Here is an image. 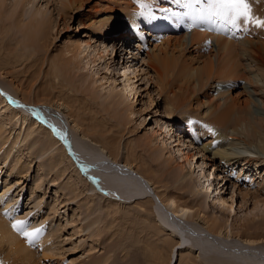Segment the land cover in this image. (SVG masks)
<instances>
[{"label":"rangeland","instance_id":"rangeland-1","mask_svg":"<svg viewBox=\"0 0 264 264\" xmlns=\"http://www.w3.org/2000/svg\"><path fill=\"white\" fill-rule=\"evenodd\" d=\"M22 1L26 3V6L16 7V0H6L4 3L0 0V37L4 34L5 45L7 44L4 47L5 51L0 53V58L5 57L6 54L8 58V53L11 54V52L13 54L24 51L29 53V49H35L40 56L46 57L43 70L50 71V78L57 74L60 78L67 80L66 84L69 85L68 89L71 93L70 95L65 94L64 97L73 109L79 110V118L83 120L81 117L83 113L84 116L85 114H96V118L93 120L96 125L100 123L99 126L106 133L119 137L122 147L127 144L129 148H135L139 159H143L147 164L152 163L154 178L158 175L157 178H160L161 182L156 185H151L147 180H143V182L149 186H147L150 190L149 197L154 198L153 210L156 219L159 223L165 222L168 225L177 223L180 227L175 229L178 233L176 236L170 235L174 231L171 226H164L163 231L160 232L157 228L149 229L140 217V210L136 207V203L143 200L123 202L122 198L117 196L112 189H115V185L111 186V190L114 191L111 194L119 199L114 201L121 203V209L116 207L115 203L110 204L109 199L113 200V198L109 196L107 184L105 183L106 188L99 181L100 175L99 177L96 173H92V170L90 172L85 168L87 157L75 159L72 154L73 160L75 159L74 161L80 164L78 167L77 164L74 167L79 169L82 177L88 180L92 188L87 191H84L83 187L78 189L76 185L79 186V183L76 180H71L68 183L70 186L68 188H76L75 190L69 192L65 188L64 185L67 184L68 178L73 176L74 179L77 175L72 174L74 168L71 167L67 158L64 159L66 172L57 180L56 184L53 179V175L57 172L55 168L52 169L53 172L48 177L41 174L39 170L41 163L49 169L48 159L52 153L57 152L61 144L47 150L43 149L42 140L47 134L43 132L42 135L35 133L33 136H28V133L26 134L23 130L22 125L24 126V124L21 119L13 118L11 113L6 112V114L3 113L0 122L12 134L11 137L19 136L23 140L10 155L7 149L0 151V172L2 171L0 173V197L8 187L12 190L10 189L6 196L14 198L12 206L6 209L1 208L5 217L8 218V222L12 223V227L15 221L25 220L28 221V230L42 229L39 238L32 243L26 241V238L17 231L30 249L31 260L29 259L28 263L165 264L172 256L171 264H240L241 261L248 264L240 256L244 255L253 259L252 263L258 261L264 264V255L259 254L260 252L264 254V238L261 239L262 244H259L261 248L255 250L259 253H253L254 256L251 255L252 253H246L242 245L245 242L251 244V238L246 237L245 234L258 232L262 233L264 237V189H261V185H264V154L259 151L258 146H251L247 150L248 154H244V152L239 154H244L241 157L242 161L237 162L233 167H225L220 164V160L218 162L213 160L210 150L200 152L205 144L214 141L213 144L216 145L219 140H214L215 137L209 133L206 127L204 129L203 123H200L201 118L193 117V121L192 117L188 120L183 119L182 115L188 111L187 108L176 109L178 114L174 111L169 112L161 87L158 86V81L156 82L158 78L155 70L147 62L149 59L147 52L155 44L157 45L156 42L159 44L165 40L164 38L179 36L176 27L167 25L166 28L149 30L146 29L147 26L143 25L145 42L140 44L135 38L136 36L129 34V29L125 26L127 23L125 21L123 23L120 17L116 16L115 12L122 10L121 8L125 5L122 0H87L82 6L76 5L78 7L71 6L67 0H64L63 5L61 0ZM180 2L182 7L180 6L179 9L191 11V7L184 8L187 6V0ZM66 3L68 6H65ZM154 3L156 6L158 5L161 12L167 10L168 13L170 10L176 12L178 10L176 7L179 5V3L173 4L169 0H158V4ZM194 4L202 8L205 7L204 3L202 6L197 2ZM40 9L43 16L38 15V20L32 19L35 10ZM67 11L69 13L64 20ZM172 17H176L174 13ZM178 17L180 18V15L177 13V17L175 20L173 19L174 23L182 26L185 22L181 20L177 24ZM188 18L186 22H188ZM29 22L36 25L43 24L42 31L45 32L42 38L39 40L36 38L33 41L32 45L34 46L31 48L28 47L25 33ZM102 25L103 27H101ZM191 25L193 22H188L180 27L181 35L185 31L190 35ZM137 35L140 36L138 33ZM237 35L241 36L239 33ZM160 38L164 40L161 41ZM239 40H244L243 36L239 37ZM87 42L91 44L90 51L92 53H100L103 56L92 66L86 65L88 59L86 52L78 55V45H85ZM42 43H46L47 48H44ZM106 49L109 51H105ZM195 53L193 50V54ZM9 59L7 61H10L11 64L8 65L7 70L10 72L12 70L20 79H26L22 70L23 65L21 68L19 64L14 63L12 58ZM242 63L245 65L246 76L236 80L234 84H237V88H231L228 92L232 96L239 97L240 100H247L248 97L239 87L245 84L243 80H252L251 88L258 93L256 98L259 99L263 107L264 79L262 72L254 66L246 65V61ZM124 71H127L133 78L135 90L132 93L128 92L131 95L121 91ZM3 79L0 81V86L3 87L2 83L11 84L12 87L16 86L11 83V76L7 75ZM18 83L20 84V81ZM227 83L224 88H228L233 82L228 81ZM257 83L263 89L258 88ZM214 85L218 87V84L214 83L211 89L204 90L201 95L206 101V105L217 98L219 89H216ZM219 85L221 90L222 85ZM112 88L114 90L110 95L108 93ZM3 89L6 88L3 87ZM53 90L55 91V89ZM5 91L9 95L16 96L7 89ZM190 96L193 97V95ZM116 100L123 102L116 104L114 103ZM19 104L21 103L16 98L12 106L24 110V104L22 103V106ZM27 109L39 121L44 120L49 111L56 112L54 116L56 115L67 126L64 127L65 131L60 130L62 134L53 129L55 136L65 137L62 138L61 143L74 148L69 143L67 136L71 137L75 144L76 142L83 143L81 138L84 137L79 130L77 131L73 127V122L68 118L67 109L45 106L43 108L45 113L34 108ZM118 117L125 123L121 130L111 124L117 122ZM103 118L106 123H103ZM261 118H264V115H261ZM48 126L51 127L50 123ZM192 128L194 129L192 130ZM60 136L58 137L60 138ZM87 139L89 138L87 137ZM86 141V145L99 148L92 141ZM8 146L11 147L10 142L6 145V147ZM240 147L241 150H244L241 145ZM87 154L92 158L91 152H87ZM18 156L23 157V162L26 163L28 169L23 167L22 173L19 175L15 172V176H8L6 170L16 162V159H19ZM244 159H251V161L248 162ZM214 163H216V168ZM122 169L111 167L108 173H113L114 177L121 176ZM97 170L95 171L100 174ZM22 176H24L22 180L26 181L23 184H17V179ZM178 178L180 180H177ZM33 189L34 193L32 194ZM156 189L174 196L180 206H187L193 212L188 215L176 214L178 215L176 217L171 212L173 207L169 205L165 208L160 204L154 194ZM96 193L102 194L104 199L98 198ZM53 208L54 210H52ZM204 218L209 222L218 221L221 224L220 228H217L218 234L208 228ZM49 233H55L54 238L48 240ZM252 239L256 240L257 238ZM177 241L178 245H176ZM43 242L44 244H42ZM254 242L257 243V241ZM153 245L158 247L156 255L161 258L151 259V256H154L151 254L145 259L144 251L152 249ZM192 245L197 247L186 248V246ZM138 247H141L142 254L137 252L136 248Z\"/></svg>","mask_w":264,"mask_h":264},{"label":"bare ground","instance_id":"bare-ground-1","mask_svg":"<svg viewBox=\"0 0 264 264\" xmlns=\"http://www.w3.org/2000/svg\"><path fill=\"white\" fill-rule=\"evenodd\" d=\"M1 1L4 3L6 0ZM67 1L68 3H70L71 6H82L87 0ZM169 1L177 5L176 2H179L180 0ZM200 1L201 2H199L198 4L202 6L204 3L205 7L202 8L199 7V5H195L194 3L196 2V0H187V2L189 3L188 7H191V11H183L179 9V7H177L178 10L176 12L172 10L176 17L177 13L180 15V18L178 17V20L176 19L177 24L178 22H181V20L186 22L188 16L190 15L188 18V22H194L193 26L195 32L189 35L185 34V31V33L182 35L181 33H179V36H169V38L167 37V39L164 38L165 40L163 38H160L161 41H164L159 44L155 41L157 38L154 36L156 38L154 41L157 43V45L155 44L153 48L148 50L147 57L149 59L147 60V62L155 70L154 72L156 73V76L158 78L156 82L158 81V86L160 85L161 87V92L164 94L165 102L168 105L169 112H176V109L178 108H187L188 111L184 112V115H182L183 119L188 120L190 117H192L191 120L194 119L193 117L201 118L200 123H203L204 129L206 127L209 133H211V135L215 137L214 140H219L216 145L213 144L214 141H212V143L210 144H205V146L200 149V152L210 150L213 154V160H216V162L220 160V164L223 166L225 165V167H233L237 162L242 161L241 157L244 154H248L247 150H249L251 146H258L260 148L259 151L264 154V118H261V115H264V101H262V107L259 102V99L256 98L258 93L256 92V90H253L251 88L250 84H252L253 81L243 80L245 81V84L239 87V89H242L245 95L248 97L247 100H240L239 97L232 96L230 92H228L231 88H237V84H234L236 80H238L240 77L246 76L245 65L244 63H242L243 61L247 62L246 65H250V67L254 66L259 71H261L262 77L264 79V27H257L251 23L243 24L238 29L233 28L235 33L232 34L231 38H225V35H229L231 33L229 28L232 26L225 23V21L221 17L213 15L214 9L209 5L208 0ZM61 2V4L63 5L64 0H61ZM154 2L157 3L158 0H122V3L125 4L124 7L121 8L122 10H117L115 13L116 16L120 17L123 23L124 21L127 23L126 25H124L127 26L129 30L137 32L143 38L145 35V30L142 27L143 25L147 26L146 29L152 30L155 28H160L162 27V25L175 24L174 20L176 17H172V11L170 10V13H168L165 9L166 12H161V10H159V8L157 7L158 5L156 6ZM250 4L253 17L264 19V0H250ZM66 5L67 3L65 4V6ZM15 6H26V3L22 0H16ZM165 7L167 8L166 4ZM161 9L164 10L163 8ZM65 13L66 16L64 20H66L67 14L69 12L67 11ZM42 14L43 12L41 11V9L35 10V12L32 14L34 15L32 19H37L38 15ZM99 22L101 23V21ZM101 27H103V25ZM26 28L25 33L27 35V42L29 44L28 47L31 48V46H34L32 45L33 41L36 38L38 40L42 38L45 35V32L42 31L43 24L36 25L33 24V22H29V27ZM237 33L242 34L244 40L237 41V39L242 36L237 35V38ZM166 34L168 35V32ZM161 35H159V37ZM2 36L0 37V53L5 49L4 47L7 45H5L6 42L4 39V34H2ZM210 39L213 41L212 44L210 43ZM143 41L145 42L144 39ZM42 46L44 48H47L46 43H42ZM90 46L91 44H89V42H87L85 45H78V55H81V53L86 52L88 56V59L86 61L87 66L95 65L97 60L99 61V59H102L103 57L100 53H92V51H90ZM193 46L195 49L193 48ZM193 50L196 52L195 54H193ZM105 51L108 52L109 50L106 49ZM6 55L5 57L0 58V81H3V78L7 75L8 77L11 76V83H13V86L16 85L15 87H12L11 84H2L4 88L9 90V92L15 94L17 97L9 95V93L7 94V92L5 91L6 89L4 90L3 87L0 86V92L2 93H0V112L2 111L0 118L2 117L3 113L6 114V112H9L11 113L13 118L21 119V122H23L22 124H24V126L22 125L24 129H22L26 134L28 133V136H33L35 133L37 135H42V133L45 132L47 136L45 137V139L43 138L42 140L43 149L47 150L48 148L50 149L54 146H58L59 143L61 144V147H59L57 152L52 153L50 155V158L48 159L49 169L45 168L41 163L39 172L48 177L53 172L52 169L55 168L57 172L55 175H53V179L57 184V180L62 177L66 172L67 168H64V159L67 158L71 167L74 168L72 170V174L77 175L74 177V179L73 176L69 177L70 179L68 178L67 184L64 185L65 188H67L69 192L75 190L76 188H68V183H70L71 180H76V182L79 183V186L76 185V187L78 189L79 187H83L82 189L84 191H87L92 187L88 183V180H86L85 177H82V174L79 169L74 167V165L76 164L77 167L80 165L78 162L74 161L75 159H79L80 157H87L85 161V168L90 172L92 170V173L94 172L98 176L100 175L101 178L99 179V181H101L104 185L105 183L107 184L109 188V196L110 198H113V200L109 199L110 204L115 203L116 207L121 209V203L114 201H118L119 199L115 198L116 196L111 194L114 191L117 196L122 198L123 202H130L136 199H142L143 201L136 203V207L140 210V217L148 225L147 227L149 229L157 228L160 232L163 231L164 226H171L174 231L171 232L170 235H178L176 230L178 229L177 227H179V225L177 223H170L169 225L165 222L159 223L154 214V198L149 197V186L147 185V187L144 184L145 182H143V180H147L149 183H151V185H156L157 183L161 182V179L157 178L158 175L156 178H154L155 173L152 169V163L149 162L147 164L143 161V159H139L135 148H129L127 144L122 147L121 141H119V137L113 134L106 133V131L102 130V128L99 126L101 125L100 123L99 125H96L93 122V120L96 118V114H85L84 116L83 113V115L81 116L83 120H81L79 118V110L73 109V107L67 103L66 98L64 97L65 94L70 95L71 93L68 89L69 85L66 84L67 80L60 78V76L57 74L50 78V71L43 70V63L46 61V57L40 56L37 50L29 49V53H25L24 51L23 53L16 54H13L11 52V54L8 53V58L6 57ZM9 58H12V60L15 61L14 63H17L16 65H23V68L22 66L21 68L23 70V73H25L26 79L18 78V75H15L11 69V72L7 70L8 65L11 64L10 61H7L10 60ZM124 75L125 76L122 80L123 84L121 86V91L132 93V91L135 90L134 82H132L133 78H131L132 76H129L127 71H124ZM18 81H20V84L18 83ZM228 81L233 83H231L228 88H224L228 84ZM214 83L218 84V87L217 85H214L216 89H219L216 96L217 98L209 102L208 105H206V101L201 95L204 90L211 89ZM219 84L222 85L221 90ZM256 86L258 88L263 89V87H261L258 83L256 84ZM53 89H55V91ZM113 90L114 88H112L109 91L110 93L108 94L111 95ZM262 93L264 95V91H262ZM128 95L131 94L128 93ZM190 95H193V97H191ZM16 98L19 99V102L21 104H24V110H20L12 106ZM122 102V100H116L114 103L121 104ZM45 106H49L50 108L56 107L57 109H67V115L69 116L68 118L71 120V122H73V127L77 131L79 130L84 137L81 138L83 143L76 142L75 144L73 139L66 135L68 137L66 138L68 139L69 143L75 148V150L74 148L61 143L62 138L64 139L65 137H61L60 135H58L60 136L59 138L57 135L55 136L53 129L57 130L61 134L62 131L60 130H66L64 128L66 126V123L60 121V119H58L56 115L54 116L56 112L54 113L53 111H49L48 114L45 115V119L39 121L35 118L34 114H30L29 110L27 109L34 108L44 112L43 108ZM176 114H178V112H176ZM66 121L67 120H65V122ZM49 123L52 128L48 126ZM103 123H106L105 119L103 120ZM111 124L114 125V127L118 130H121L125 123L120 117H118L117 122H113ZM193 129L194 128H192V130ZM27 130L29 131L27 132ZM11 136L12 134H10V132H8L5 126L0 122V151L7 149L9 155L14 151L13 149L16 148L17 145H19L20 141L23 140L19 136L17 138ZM87 137L89 139H87ZM69 138H71L72 140ZM171 138H174V136H171ZM86 140L92 141L97 146H99V148L86 145ZM9 142L11 145L10 148L9 146L6 147ZM240 145L244 150H241ZM87 148L93 149V151H90V149ZM159 151H161L160 148ZM87 152H91L92 158L88 156ZM242 152H244V154L239 155ZM72 154L75 157L74 160ZM18 157L19 159H16V162L13 163L7 169L8 171L6 170V172H8V176H15V172H17L16 174L19 175V173H22V168L27 167L26 163L23 162V157ZM103 157H105L106 159H102ZM247 161L250 162L251 159H248ZM215 164L216 163H214V166L216 168ZM111 167L121 169L123 168L120 172L121 176L117 175L116 177H114L113 173H108L111 170ZM27 169L28 168H26V170ZM95 170H97L100 174H98ZM23 178L24 176H22V178H18L17 184H23L26 181H23ZM177 180L180 179L178 178ZM72 184L74 185V182ZM112 185L116 186L115 189L112 188L114 191L111 190ZM261 186V189H264V185ZM10 189L11 188L7 187V189L3 191V193H1L0 208L4 207V209H6L12 206L11 203L13 202L14 198L6 196ZM156 190L154 194L160 204L165 208L169 205L173 207L171 212H173V215H175L176 217H178V215L176 214L188 215L193 212L187 206H180V204L175 200L176 198L174 199V196H171L168 193H163L160 190ZM33 191L34 189L32 190V194L34 193ZM96 196L98 198L100 197V199H104V196L100 193H96ZM52 210H54V208ZM7 219L8 218L5 217L4 211L1 208L0 264H26L28 263L29 259L31 260L30 249L26 245V241L28 240H23L22 236H20V234L13 229V227L11 226L12 223L10 224ZM204 220L206 221V224H208V228L210 230H212L216 234L219 233L217 228L221 224L218 221L209 222L208 220H206V218H204ZM55 233H49L48 240L54 238ZM245 236L251 238V244L246 242L242 244L244 246V249L246 250V253H252V256L258 254L259 252L255 250L257 248H261L259 244H262L263 241H261V239L264 238L262 233L251 232L245 234ZM252 238L257 239L253 240ZM254 241H257V243H255ZM178 243L179 242L177 241L176 245H178ZM42 244H44V242ZM153 246L154 247H152V249H146L144 251L145 259L151 254L154 255L151 256V259L155 260L161 258V256L156 255L158 247L155 245ZM187 247H192L194 249L197 246L192 245L186 246V248ZM136 250L138 253L142 252L141 247L136 248ZM26 251H28L29 253ZM253 253L255 254L253 255ZM259 254L264 255L262 252H260ZM240 256H242L243 261L248 264H263L259 263L258 261L252 263L251 260L253 259H250L248 256ZM171 259L172 256H170L169 262L165 264H171ZM28 264H30V262ZM240 264L245 263L241 261Z\"/></svg>","mask_w":264,"mask_h":264},{"label":"snow or ice","instance_id":"snow-or-ice-1","mask_svg":"<svg viewBox=\"0 0 264 264\" xmlns=\"http://www.w3.org/2000/svg\"><path fill=\"white\" fill-rule=\"evenodd\" d=\"M196 2L199 3L200 0H196ZM208 3L214 9L213 15L221 17L233 28L238 29L243 24L249 23L257 27H264V19L253 17L250 0H208ZM13 229L20 232L29 243L37 240L42 233L41 228L28 230V221L25 220L15 221Z\"/></svg>","mask_w":264,"mask_h":264}]
</instances>
